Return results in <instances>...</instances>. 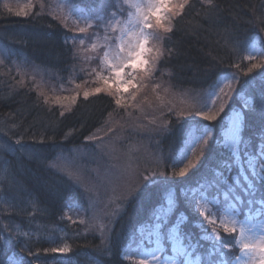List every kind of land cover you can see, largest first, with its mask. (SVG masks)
<instances>
[{"label": "trees", "instance_id": "obj_1", "mask_svg": "<svg viewBox=\"0 0 264 264\" xmlns=\"http://www.w3.org/2000/svg\"><path fill=\"white\" fill-rule=\"evenodd\" d=\"M105 2L0 0V165L7 168L4 192L15 205L9 211L0 207V217L8 216L25 233H16L11 239L10 231L7 234L0 228V240L8 238L0 250V264H8L13 256L22 264H138L133 256L136 243L142 230L154 224L169 190L174 191L177 201L172 220L185 217L183 235L195 240L202 225L210 227L198 197L205 196L203 203L214 209L233 204L232 198L240 197L242 201L236 205L243 214L261 206L259 193H264V184L256 181L255 205L245 184L246 178L260 174L247 162L259 164L264 159V0H187L172 19V31L155 35L160 55L154 77L160 89H168L171 95L196 99L232 76L223 88L227 97L220 92L207 111L217 119L207 121L198 115L196 122L206 125V130L195 148L209 136L211 139L198 166L183 178L174 175L182 166L173 161L186 139L190 123L186 114L164 110L160 129L150 138L131 131V103L117 104L112 96L91 94L90 89L86 97L85 90L70 83L74 80L78 84L88 73L78 69L79 35L75 34L106 10L101 5ZM115 12L120 14L117 7ZM256 40V56L241 61L247 46ZM32 69L51 73L56 85L70 86L71 91L65 97L41 93L28 74ZM86 87H90L89 82ZM238 109H243L244 128L240 158L236 159L224 148L223 130L231 112ZM147 118L141 117L138 127ZM124 122L128 129L121 150L133 152L135 146L149 148V144V150L160 157V165L149 171L148 165L140 164L139 179L141 174L145 178L142 187L120 202L119 193H115L116 201L106 206V228L99 229L87 217L72 220L67 212L74 205L87 206V195L66 174L54 169L53 162L75 149H90L89 139L95 133H109L112 123ZM132 157L135 164L136 155ZM191 159L195 162L197 157ZM220 179L230 184L227 200ZM117 205L121 206L115 216ZM103 207L104 202L98 207L101 212ZM221 232L236 240L234 231ZM205 244L208 246L205 241L199 250L203 251ZM234 246L227 251L237 254ZM54 247L68 251L52 252ZM29 250L39 256L29 255Z\"/></svg>", "mask_w": 264, "mask_h": 264}, {"label": "rangeland", "instance_id": "obj_2", "mask_svg": "<svg viewBox=\"0 0 264 264\" xmlns=\"http://www.w3.org/2000/svg\"><path fill=\"white\" fill-rule=\"evenodd\" d=\"M185 2L187 0H171L168 7L174 11L170 12L168 8H165L161 12L163 27H160L157 26L155 17L151 15L153 9L159 6L158 0H106L105 3L101 4L102 8H106V10H102L98 18L86 22V29L75 34L76 37L79 35L77 39L79 48L78 69L79 71L87 70L88 73L83 75L85 79L78 84H75L74 80L70 81L71 84L80 86L87 93L90 89L91 94L105 93L115 98V100L120 99V104L131 103L134 106L131 114L133 119L131 121V131L137 134L150 135V138L153 133L160 129L162 122L159 121V118L162 119L164 110L177 109L186 114L190 119L188 129H186V139L173 161L181 166L191 159L192 150L205 133L206 125H198L196 122L199 118V112H207L208 109H211L214 104L212 101L216 100L221 92L220 89L224 88V85L232 78L231 75L223 78L214 91L208 95L198 96L196 99L194 98L196 96L192 95L187 97L174 96L175 94L171 95L168 89H160L162 86L158 79L154 77L156 63L160 55L155 35L159 31L164 32V28H170L172 19L180 13L186 4ZM116 7L119 9L120 14L115 12ZM96 21L99 22L98 25ZM147 24H151L152 27H148ZM141 33H143V36H141ZM145 39L147 50L144 58L149 61L148 65L135 70L125 67L122 69L124 75L121 77L122 79L132 77V83L139 84L140 87L133 89L132 87L113 84L116 78L113 76L114 68L111 66L123 65L125 61H129L135 55V52L139 50L138 41L142 42ZM258 49V41L256 40L255 43L247 46L240 60H251L256 56ZM153 60H155V64L152 63ZM145 67L152 69V71H145ZM28 74L43 94L50 93L65 97L71 91L70 86L60 85V83L56 85L51 79V73H46L40 69H32ZM86 82H89V88L86 87ZM97 88L102 89V91L96 92L95 89ZM133 96H135V99H133ZM152 96L153 99H151ZM155 99L156 102L154 103ZM237 113L241 116L240 136H242L244 128L243 109H238L231 112L230 117L227 119L223 130V145L224 148L236 155V159H239L241 142L236 145L235 152L224 144L225 133ZM145 116L148 117L147 122L145 121L143 125L138 127V124L142 123L141 117ZM127 129L128 126L125 122L122 124L112 123L109 126V133L97 132L89 139L92 145L90 149H75L68 156L60 155L53 162L54 169L66 174L87 195V206L83 204L74 205L67 212L72 220H86L87 217L89 223L97 224L100 227L99 229L106 228L109 226L105 221L106 206L108 203L116 201L115 193H119L118 202L142 187L145 178L141 174V182L138 183V180H140L137 169L139 165H148L149 171L158 164L160 165V157L149 150V144H146L149 148L144 145L135 146L133 152L132 150H121L120 143L124 140ZM132 155H136L135 164L131 160ZM261 167H264V164L255 163V168L259 173ZM6 180L7 168L3 163L0 165V207L5 211H9L15 205L10 199H7L8 196L4 192ZM169 195L173 198L171 209L168 207ZM198 198L202 211H206L203 218L210 227L204 228L202 225L203 230L200 229L202 232L196 240L184 236L183 224L187 220L183 216H177L175 220H172L177 201L174 191L169 190L164 207L157 214V216H164V213L167 212V216L162 221H157L156 216L154 224L146 226L142 230L139 237L140 242L136 243L137 247L133 256L138 264H141V261L144 264H158V262L163 264L164 261L171 259H175L176 264H180L182 259L185 264H204L205 261L215 257L216 251L221 252L220 259L231 260L234 264H238L235 257H243L240 250L241 244L239 243L242 239L241 228L245 229V237H247L245 242L259 244L261 238H264V214L259 211L261 206L256 211L251 212V210L243 214V210L237 205L235 211L230 208L232 204L222 205L214 209L203 203L206 200L205 196ZM102 202H104V209L101 212L98 207ZM120 206H116L115 216L119 212ZM157 224L160 225L159 228H157ZM1 227L7 234L10 231L12 234L11 239L17 237L16 233L25 234L8 216L0 217ZM221 229L226 230L227 233L234 231L237 234V242L235 238L223 235ZM170 234H174V236ZM205 241L208 242V246L205 244L206 246L203 245L204 250H199V246H202L201 243ZM221 241L227 242V247L223 248ZM231 245H235L234 247L238 249L237 254L227 251ZM180 247H183L188 253L187 256L177 255L176 249ZM157 249L159 250L157 251ZM152 253H155V255H152ZM259 255L260 253L257 251V264ZM8 264H22V262L13 256L9 259ZM217 264H219V260Z\"/></svg>", "mask_w": 264, "mask_h": 264}, {"label": "snow or ice", "instance_id": "obj_3", "mask_svg": "<svg viewBox=\"0 0 264 264\" xmlns=\"http://www.w3.org/2000/svg\"><path fill=\"white\" fill-rule=\"evenodd\" d=\"M171 3V0H158V7H155L151 13V15L153 17H155L156 19V23L157 26L163 27L162 22H161V12L165 9L168 8V11L172 12L174 11L172 8L168 7ZM182 7V6H181ZM262 23H264V21H262ZM148 27H152L151 24H147ZM165 32H171L172 29L171 28H164ZM141 36H143V33H141ZM156 39H159V37H156ZM146 39L144 41H138V45H139V50L135 52V55L133 57L130 58L129 61H125L123 65H112L111 67L114 68L113 71V76L116 78L113 81V84H116L118 86H124V87H132L133 89H138L140 87L139 84H133L132 83V77H129L128 79H122V75H124L122 69L123 68H131L133 70L140 68L142 66H146L148 65L149 61L146 60L144 58V54L146 49ZM153 64H155V60L152 61ZM145 71H152V69L145 67ZM96 92H100L102 91V89L97 88L95 89ZM220 91L222 93H224V89L221 88ZM225 97H227V93H224ZM85 96H88V93H85ZM133 99H135V96H133ZM117 104H120L121 101L120 99L116 100ZM212 103H215V101L213 100ZM245 105L246 107H249L251 105V103L249 101H245ZM223 109V106H221V110ZM210 111V110H209ZM199 115H201L203 117L204 120L207 121H214L217 119V117L215 115H209L207 112L201 111L199 112ZM240 129H241V116L239 113L235 114V116L233 117V120L230 124V126L228 127L226 133H225V138H224V144L227 148L231 149L233 152H235L236 150V145L238 143L241 142V136H240ZM209 139H211V137L209 136L208 138H206L203 143H201L198 147L194 148L191 152V156L192 157H197V159L195 160V162L193 161V159H189L187 161V163H185L182 167L179 168L178 172H175L174 175L178 176V177H185L187 174H189V170L190 169H194L195 167L198 166V164L200 163L203 155H204V151L208 145V141ZM261 154L262 156H264V149H261ZM261 164H264V159L260 160ZM249 166L253 169V172L255 173V163H253L252 161H249ZM229 179H233L232 177H230ZM247 179V183L245 184V190L247 192V196L249 198H251V203L253 205L256 204V181L259 180L262 184H264V167H262L260 169V174L254 175L251 178H246ZM223 183V185L225 186V192H224V196H225V200H227L230 196H231V187H229V182L228 180H223L220 179ZM234 203L232 205H230V208L232 211H235L236 208V204H239L242 200L240 199V197H233L232 198ZM259 201L261 204V207L259 208V211L261 214H264V193H259ZM173 204V198L171 195H169V200H168V207L169 209H171ZM167 216V212L164 213V216H157V221H162L165 217ZM159 224H157V228H159ZM241 237L242 239L239 241V243L241 244V252L243 253V257L241 256H236L235 257V261L238 262V264H257V257H256V253L257 251L260 253L259 257H258V264H264V238H261L259 244H252L249 242H245L247 240V237H245V229L242 227L241 228ZM151 236V234H149ZM173 235L174 234H170ZM223 243V248L227 247V242L225 241H221ZM8 243V238H3V240H0V250H2L6 244ZM215 247V246H214ZM159 249H157L158 251ZM52 252H67L68 249L67 248H52L51 249ZM177 251V255L185 257L188 255V253L184 250L183 247H180L178 249H176ZM29 255H34L36 257L39 256V253H32L31 250H29ZM152 255H155V253H152ZM221 257V252H217L215 257H213L212 259L205 261V264H217V261L219 260V264H234L233 261L231 260H223L220 259ZM141 264H144L143 261H141ZM159 264V262H158ZM163 264H176L175 259H171V260H166L163 262ZM180 264H185V261L182 259L180 261Z\"/></svg>", "mask_w": 264, "mask_h": 264}]
</instances>
